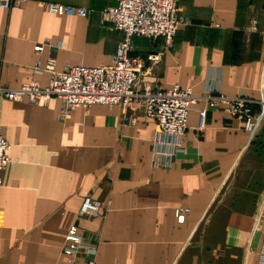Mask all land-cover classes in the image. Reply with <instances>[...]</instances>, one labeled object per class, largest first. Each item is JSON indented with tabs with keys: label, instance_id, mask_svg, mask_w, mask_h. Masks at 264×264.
Here are the masks:
<instances>
[{
	"label": "crops",
	"instance_id": "0c3cea01",
	"mask_svg": "<svg viewBox=\"0 0 264 264\" xmlns=\"http://www.w3.org/2000/svg\"><path fill=\"white\" fill-rule=\"evenodd\" d=\"M87 8V16L54 14L40 2ZM115 0H28L0 8V87L16 89L50 74L33 66L53 51L57 70L108 63L123 32L101 25ZM189 23L172 47L133 38L142 55L160 53L148 79L201 96L243 93L263 113L255 135L222 109L200 123V100L188 114L183 151L171 168L152 165L155 125L120 106L77 108L60 120L61 102L46 106L0 95V128L14 165L0 171V264H58L72 225L96 246V264H259L264 248V0H179ZM256 31L248 32L252 20ZM42 53L36 46L46 43ZM101 216L79 217L86 196ZM188 208L183 222L176 210ZM85 256V255H84Z\"/></svg>",
	"mask_w": 264,
	"mask_h": 264
},
{
	"label": "built area",
	"instance_id": "2783aa9c",
	"mask_svg": "<svg viewBox=\"0 0 264 264\" xmlns=\"http://www.w3.org/2000/svg\"><path fill=\"white\" fill-rule=\"evenodd\" d=\"M28 0H0V8L13 9L24 5ZM116 4L102 10V26L113 27L123 32L117 51L108 63L89 67L74 65L57 70L53 51L45 62L38 59L33 71L37 74L48 72L49 83L41 85L37 80L23 84L16 89L0 87V95L9 100H28L38 106H46L53 97L60 100L58 111L60 120H68L77 108L88 109L93 105L120 106L126 111L125 119L129 124L136 123L135 116L128 114L130 109L140 111L155 125L152 138V165L158 168H171L174 160L183 151V140L188 130V114L200 100L205 106L199 107L200 123L197 130H203L209 109H222L230 117L236 118L250 135L259 130L263 113H256V101L240 93L227 96L218 90L209 89L203 95H195L192 88L175 85L169 89L156 87L152 80L151 69L158 67L160 53L150 52L146 55L134 50L133 38L136 36L149 39H163L166 47L173 45L178 30L189 23L183 14L179 0H115ZM48 12L54 14H77L87 16L85 7L58 2H40ZM257 20H252L248 32L256 31ZM36 46L38 54L43 46ZM264 106V102H261ZM11 143L0 128V171L14 165L17 159L9 155ZM102 203L86 196L80 207L79 217L101 216ZM188 208L176 210L178 221L185 220ZM62 252L67 256L66 262L58 264H96L98 254L96 246L84 242L79 232V223L70 228ZM85 255V256H84ZM259 264H264V248Z\"/></svg>",
	"mask_w": 264,
	"mask_h": 264
},
{
	"label": "water",
	"instance_id": "95a60500",
	"mask_svg": "<svg viewBox=\"0 0 264 264\" xmlns=\"http://www.w3.org/2000/svg\"><path fill=\"white\" fill-rule=\"evenodd\" d=\"M261 123H262V122H261ZM261 123H260V124H261Z\"/></svg>",
	"mask_w": 264,
	"mask_h": 264
}]
</instances>
